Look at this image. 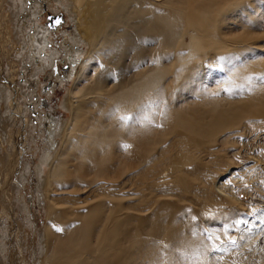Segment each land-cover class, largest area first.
Instances as JSON below:
<instances>
[{
    "label": "bare ground",
    "instance_id": "1",
    "mask_svg": "<svg viewBox=\"0 0 264 264\" xmlns=\"http://www.w3.org/2000/svg\"><path fill=\"white\" fill-rule=\"evenodd\" d=\"M263 22L264 0H0V264H264L239 194L264 157L231 154L264 137ZM70 77L58 126L39 110Z\"/></svg>",
    "mask_w": 264,
    "mask_h": 264
},
{
    "label": "rangeland",
    "instance_id": "2",
    "mask_svg": "<svg viewBox=\"0 0 264 264\" xmlns=\"http://www.w3.org/2000/svg\"><path fill=\"white\" fill-rule=\"evenodd\" d=\"M41 17H42V19H41L42 21L41 22H43V23L46 22V25H50L51 27H52L51 24L53 23L52 22L53 21V17L56 18V16H53L52 14H49V15H46V16L43 15ZM53 31H54V33L51 34L50 36L55 41L54 45L62 48L63 46H62V44L60 42L63 41V38L66 35V32L64 33V31H62V29H57V30H53ZM56 34H58V35H56ZM57 71L62 74L64 72V64L59 63L57 65ZM46 75H47V77L49 76L48 77L49 79L51 78L50 74L49 75L46 74ZM70 79H71V77L70 78H66L63 81H58L55 91H53V92H51V91L45 92L44 96H46L48 98L53 97V99H52V102H51V104L49 106H47V107L45 106V109H40L39 110L41 113H43L44 110H46L48 113H50L53 116L54 121L56 123H58V126L61 125V121L66 117V113L64 112V110H63V108L61 106V103H62L63 98L66 96V94L68 92V89L72 85V81ZM54 121L52 120L51 124H53ZM47 127H48L47 124L45 125V127H38V132H37L38 136H40L42 134L41 135V143H40V145L43 146V148L45 150L49 149L50 143L48 145V142H50V140H51L50 137H49V134H48V130L46 129ZM256 138H257L256 136L253 137V134H252V136H249V137L247 136V138L245 139L246 142H245V148H244V152L243 153L237 154V150H235L234 152L233 151L231 152V154H233V153L236 154L235 155L236 158L234 156V161L235 162L237 161L235 166H238L237 165L238 163H239L240 166H241L240 163H242V165L244 163L246 164L245 159L247 161V158H248L249 155L259 156L260 158L264 157V137H260V135H259L258 138L257 139ZM38 140H40V138ZM36 147L37 146H33L32 150H36L37 149ZM38 153L39 154L37 156L36 151H34L32 153V155H31L32 159H34L35 162H38L39 161L38 157L41 156L42 154H44L45 152L43 150L38 149ZM32 159H30V161H32ZM262 160H264V158ZM254 179L255 178L252 179V182H251V179H248V180L244 181L245 188H246V190H248L247 192L245 190H244V192H241V191H243V189H241V191H239V194H240V197L242 198V200H245L247 202L251 201V203L249 204L251 207L249 209L254 210L253 214H251V215H252V220L255 221L254 222L255 224L246 233L247 237L245 235V237H242L241 241L243 243L246 242L247 239H248V235L252 236L253 238L256 236L255 239H253L254 241L251 243V245L250 244L246 245V250H243V252L246 255L248 254L247 256H250L252 259L254 258L256 260H260L261 258H264V256H263L264 255V218L262 216V213L259 214L258 210L256 211V209H260V206L257 205L258 202H263L264 203V201H263V199L260 198V196L258 197L257 195H253V194H256V192L259 193V194H264V191L261 192V190H259L260 188L261 189L264 188V184H263V182H261L262 180H260V178L259 179L256 178L255 180ZM233 181H235V180L232 179L230 181V183H232ZM256 183H257V186H256ZM237 184L238 183H234L232 185H234V187H236V189H238L239 185H237ZM35 187H36V183L35 182L34 183H32L30 181L26 182V185H25V188H24L25 189L24 193L27 194L26 196H29L32 193H35ZM247 210L245 209V211L243 210V212L247 213L248 212ZM254 217H255V219H254ZM254 226H255V228H254ZM258 233L260 235H258Z\"/></svg>",
    "mask_w": 264,
    "mask_h": 264
},
{
    "label": "snow or ice",
    "instance_id": "3",
    "mask_svg": "<svg viewBox=\"0 0 264 264\" xmlns=\"http://www.w3.org/2000/svg\"><path fill=\"white\" fill-rule=\"evenodd\" d=\"M29 2L31 3V0H29ZM55 23H56V24H59L60 21H59V20H56ZM53 26H55V25H53ZM122 119L127 120V119H129V118H128V117H122ZM57 230L59 231L60 229H57ZM231 243H232L233 245H235V244H236V241H235V240H232Z\"/></svg>",
    "mask_w": 264,
    "mask_h": 264
}]
</instances>
